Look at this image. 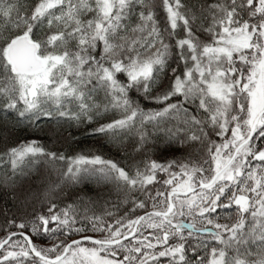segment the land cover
<instances>
[{"label": "snow or ice", "instance_id": "obj_1", "mask_svg": "<svg viewBox=\"0 0 264 264\" xmlns=\"http://www.w3.org/2000/svg\"><path fill=\"white\" fill-rule=\"evenodd\" d=\"M0 119L100 144L0 142V264H264V0H0Z\"/></svg>", "mask_w": 264, "mask_h": 264}, {"label": "trees", "instance_id": "obj_2", "mask_svg": "<svg viewBox=\"0 0 264 264\" xmlns=\"http://www.w3.org/2000/svg\"><path fill=\"white\" fill-rule=\"evenodd\" d=\"M195 2V0H194ZM86 131V129L82 126L80 130H77L75 127L73 128H67L65 127L63 130H57V129H53L52 132H49L47 134H39V135H29L27 134V130L23 129V127L21 126V128H16V129H12L11 126H9V128L6 130L3 127V121L2 119H0V142H2L4 140L5 137H7L9 140H15L17 138H24L25 136H27V138L29 137H36L38 139L41 140V142H47L49 143V145L53 144V140L49 139V137H54L55 135L59 134L62 136H68L69 137V142L71 143V137H79V143L78 144H72V147L76 150V151H80L81 149L84 150H89L91 149L92 151H96L97 148H100V144L92 139V138H85V135L83 134ZM57 147H59V145H57ZM61 151H64V148H60ZM101 151L103 152L104 155L106 156H112L115 155V150L110 146L105 144L103 146V148L101 149ZM49 168L53 167V166H48ZM56 168H59L60 165L56 164L55 165ZM52 178H55V173L52 172ZM90 235H95L93 233H89ZM45 246H48L47 242H43Z\"/></svg>", "mask_w": 264, "mask_h": 264}, {"label": "rangeland", "instance_id": "obj_3", "mask_svg": "<svg viewBox=\"0 0 264 264\" xmlns=\"http://www.w3.org/2000/svg\"><path fill=\"white\" fill-rule=\"evenodd\" d=\"M34 138H35V139H38V138H36V137H29L28 139H34Z\"/></svg>", "mask_w": 264, "mask_h": 264}]
</instances>
